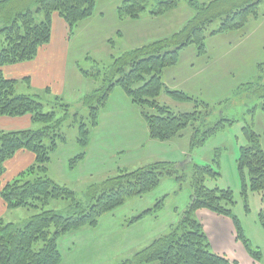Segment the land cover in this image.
I'll list each match as a JSON object with an SVG mask.
<instances>
[{
    "label": "trees",
    "instance_id": "trees-1",
    "mask_svg": "<svg viewBox=\"0 0 264 264\" xmlns=\"http://www.w3.org/2000/svg\"><path fill=\"white\" fill-rule=\"evenodd\" d=\"M98 1H0V117L30 115L34 126L39 127L7 132L0 130V186L6 164L20 151L32 153L36 158L27 170L0 189L8 211L25 208L33 212L31 218L22 223H8L0 218V264H61V237L83 227H97L102 217L113 213L129 200L158 189L167 178H175L179 183L187 179L185 172H180L175 162L159 160L134 171L120 170L101 183H92L84 197L78 200L75 191L51 177L49 166L53 155L68 142L63 129L73 117L71 106L65 104L63 98L53 95L50 89L35 95L19 93L18 86L30 84V79L11 80L4 75L3 69L34 61L38 57L39 50L51 42L54 14L63 18L70 30V37H73L80 23L95 16ZM182 3H186L195 15L171 37L122 51L120 56L113 52L112 57L108 58L111 59L109 65L93 60L90 69L79 67L87 79L99 83V86L88 92L81 101L82 107L90 111L88 123L80 121L78 114L73 117V121L80 124L76 143L81 147V153L71 161L72 170L85 159L92 130L98 126L99 115L117 88H122L132 103L139 107L153 141L170 142L182 137L184 131L192 127L191 149H194L204 146L208 138L227 128V123H233L226 119L214 125L208 123L213 115V106L181 91L170 90L163 82V75L167 68L179 63L181 51L193 46L202 56L212 36L246 28L252 19L260 16L259 7L264 6V0H212L209 3L196 0H123L118 15L123 21L141 20L146 16L160 17ZM39 17H43V21L39 22ZM216 21L221 24L215 29ZM110 44L112 47L115 42ZM243 91H253L264 102V83L260 79L239 88L225 103L237 98ZM52 95L57 107L47 112L49 104L44 97ZM168 95L178 102L193 103L196 110L192 113L175 112L161 103L160 99ZM200 107L202 109L198 110ZM57 108L64 109L62 117ZM245 137L248 144L241 146L237 159L242 196L257 192L264 204V149L261 137L251 127L245 129ZM192 175V201L179 223L121 264H236L226 256L211 251L203 224L194 219L199 210H210L233 220L237 239L248 254L256 261L261 258L260 251L252 250L251 242L232 209L236 204L234 191L205 186L207 177L217 178L220 174L211 166L196 165ZM56 202L69 203V206L62 211L48 210ZM164 202L162 198L153 208L130 219L128 224L157 215L164 208ZM258 219L264 230V209L259 212Z\"/></svg>",
    "mask_w": 264,
    "mask_h": 264
},
{
    "label": "crops",
    "instance_id": "crops-1",
    "mask_svg": "<svg viewBox=\"0 0 264 264\" xmlns=\"http://www.w3.org/2000/svg\"><path fill=\"white\" fill-rule=\"evenodd\" d=\"M122 1L99 0L95 16L80 23L73 37H70V30L63 18L54 14L50 44L39 50L34 61L4 67V75L15 81L30 79L31 87L36 90L50 89L53 95L63 100L72 97L82 103L85 90L90 86V80L79 69L80 66L84 68L82 60L93 63L92 54L97 52L104 54L107 52L108 60L113 52L117 55L131 48L166 39L181 30L195 15L186 3H182L164 16H146L141 20L123 21L118 15ZM196 1L209 3L212 0ZM112 41L115 44L111 47ZM206 46L207 51L202 56H199L198 50L193 46L181 51L179 63L164 72L163 82L167 88L215 105L234 96L238 89L246 84L256 83L258 79L264 81V11H260L258 19H252L242 30L212 36ZM87 58L91 60H86ZM260 66L263 67L261 71ZM256 77L257 80L253 81ZM110 97L107 106L99 115L98 126L92 130L85 159L72 170L70 163L81 153V147L77 143V146H70L67 142L53 155L49 166L53 180L67 185L62 177L67 172L78 174L77 181L89 180L92 175L85 173V167L90 162L100 164L102 157H109L112 152L124 154L128 150L132 152L137 150L145 154L144 157L136 158L137 161L164 160L169 155L166 152H170L167 150L174 147L175 151L181 154L180 148L173 146L176 140L158 142L150 139L147 123L142 118L139 107L132 103L122 88H117ZM163 97L164 100H171L179 107L190 104L178 102L170 95ZM33 126L30 115L18 118L0 117L1 131L29 130ZM112 138L114 145L109 143ZM117 138H120V141ZM262 148L264 149L263 146ZM35 159L32 153L20 151L6 164V173L1 180L0 189L27 170ZM125 169L127 167L123 168ZM96 177L98 173L94 179ZM160 190L159 187L149 194L129 201L136 203L138 199L145 200ZM127 203L102 217L97 227H83L61 237L59 241L61 264H121L145 249L143 246L145 243L147 245L163 236L179 223L172 220L160 226L158 222L165 212L163 209L157 215H150L137 223L128 224L134 216L150 209L153 202L139 205L137 209L133 207L129 212L130 216L119 217L122 214L120 210H124ZM15 211L21 210L8 211L0 195V218L8 221L11 213ZM198 214L204 219L198 218L203 224L214 253L224 255L236 264H256L243 244L238 241L233 220L218 216L210 210H199ZM14 215L12 217H15ZM181 215H183L181 211L173 209L174 220L181 218ZM148 223H153V226L145 227ZM62 247L65 251L61 249Z\"/></svg>",
    "mask_w": 264,
    "mask_h": 264
},
{
    "label": "rangeland",
    "instance_id": "rangeland-1",
    "mask_svg": "<svg viewBox=\"0 0 264 264\" xmlns=\"http://www.w3.org/2000/svg\"><path fill=\"white\" fill-rule=\"evenodd\" d=\"M259 9L260 11L263 12L264 6L260 5ZM41 21H43V17H39V22ZM220 24L221 22L216 21V23H214L215 29L218 28ZM0 49H1V45H0ZM117 55L120 56L121 54L117 53ZM106 58H107V52L105 54L103 52H97L92 54V60H94L95 62L101 61L102 63L109 65V63H111V59L107 60ZM94 61L93 63H88L82 60L84 69L86 68L90 69L93 66L92 64H94ZM257 76L259 77V75ZM256 80L257 77L253 81ZM259 80L260 79H258V81ZM89 85L90 86L88 87L87 90H85L84 95H87L88 92L90 91L92 92L94 91L95 88H98L99 83L95 84V82L91 80ZM18 87H19L18 91L21 94L35 95V94H40L42 91V90L39 91L34 89L33 87H31V84H21ZM242 93L243 94L238 95L237 98L227 103H225V101H227L225 100L222 101L224 102L222 104H219L221 103L219 102L215 105H212L214 108L212 113L213 115L209 119L208 123L214 125L217 122L221 121V119L232 120L233 123H227L226 124L227 128L217 132L216 135L208 138L204 146L191 149V143H192L191 139L194 134V129L192 127H188V129L184 131L182 137L174 139L176 140L175 141L176 143H174L175 145L173 146L179 147L181 154H178L175 151V147H174L172 148V150H167L170 151V152H166L169 155L163 161L175 162L178 166V170L182 173L185 172L184 174L187 175V179H185L183 183H179L178 181H176L175 178L165 179L161 184L160 187L161 190L157 191V193H155L156 195H149L148 198H145V200L138 199L136 203H131L132 201H128L126 208L124 210H120L122 214H120L119 217H124L127 215L130 216L131 214L129 212L132 210L133 207H136L137 209L139 205L147 204L150 201L153 202L150 208H153L158 201L164 198L165 207L162 208V210L164 209L165 212H163L160 222L158 223H160V226H162L164 222H170L172 220L173 222L178 223V221L181 220L183 215H181V218H179L178 220H174L173 209L177 208L179 211L184 213L187 207L190 205L192 201L191 197L194 193V187H192V180H193L192 174L195 166L196 165L200 167L211 166L214 169V171L216 173H219L220 175L217 178L207 177L205 186H208V188L210 189L221 188V189H230V190L232 189L234 191L236 204L232 207V209L235 215L240 220L247 238L251 242L252 250L254 252L260 251V253L262 254L259 260L256 261L253 258L252 259L256 262V264H264V230L258 219L259 212L262 209H264L263 199L262 196L257 192L254 193L249 192L247 193V197L242 196L241 178L237 169V162H238L237 159L240 156L241 146L248 144L247 138L245 137V129L251 127L253 131L257 132L261 137V144L264 147V109H263L264 102L263 99L260 101V99L257 98L256 93H254L253 91H250L249 93L248 92L245 93L243 91ZM53 97H54L53 95L44 97L46 98V101L49 104V106L46 108L47 112H52V108L56 106L54 101L55 98ZM230 98H232V96L227 99ZM78 100L79 99L77 98L69 97V99L65 98L64 103L71 106L72 109L71 114L73 115V117L74 115L78 114L80 121L84 120L86 123H88L90 111L88 108L82 107V103L78 102ZM160 100L162 104L171 107V109H173L177 113H181V112L192 113V111L196 110L195 105H193V103H190L189 105L184 104V106L179 107L175 103H172L171 100L169 101L164 100V97L161 98ZM254 108L256 110L252 111V109ZM201 109H202L201 107L198 108V110ZM57 111L60 112L61 117L65 113L64 109H58ZM73 117H71L68 120V122L66 123L63 129V132L66 133L68 144L70 146H74V145L77 146L76 140H77V136H79L78 131L80 124L79 122L75 123V121H73ZM32 128L36 129L39 127L33 126ZM117 140L120 141V138H117ZM113 141L114 138H112L109 143L111 145H114ZM185 152L186 154H184ZM110 155L111 156L109 157L108 156L102 157V161L100 164L97 162L96 163L90 162V164L85 167V173L88 174L89 176L92 175V177H90L89 180L80 181L79 179L77 181L76 179L79 177V175L76 173L69 174L67 172L66 175L62 176L67 182L68 187L77 193L78 200L84 197V194L87 191L86 189L93 182L101 183L106 178L118 174L119 171L121 169L123 170V168L125 167H127V169L130 171H134L137 170V168H141L147 166L150 163L159 161V160L137 161L136 158L138 157L141 158L144 157L145 155L137 150L136 152H132L128 150L124 154H114L112 152ZM104 161L106 162L103 163ZM118 166H123V167L118 168ZM97 173H98V177L94 179V176ZM68 206L69 203L56 202L52 204L50 207H48V210L62 211ZM17 210H21V211L18 212L15 211V213H11L12 215L10 216V218H8L7 221L8 223L25 222L26 220H29L31 218V215L33 214V212H30L25 208L17 209ZM162 210H160V212H162ZM197 213H195L194 219L198 221H199L198 218L203 219L200 217L199 214L197 215ZM13 214H15L14 215L15 217H12ZM139 214L134 217L139 216ZM152 226L153 223H148L146 224L145 227L151 228ZM151 242L147 245L145 243L143 245L144 248H147V246H149ZM61 249L65 251L63 247ZM211 251L215 252L213 248ZM152 264H156V263H152Z\"/></svg>",
    "mask_w": 264,
    "mask_h": 264
}]
</instances>
